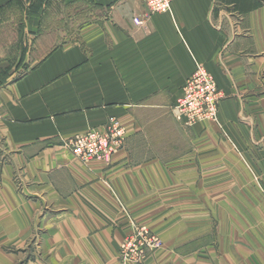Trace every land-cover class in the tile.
I'll use <instances>...</instances> for the list:
<instances>
[{
    "label": "crops",
    "instance_id": "crops-1",
    "mask_svg": "<svg viewBox=\"0 0 264 264\" xmlns=\"http://www.w3.org/2000/svg\"><path fill=\"white\" fill-rule=\"evenodd\" d=\"M61 1L82 2L89 22L69 35L32 15L31 47L14 66L11 52L0 58V241L26 244L44 229L54 258L130 264L118 253L133 220L164 243L146 264H253V244L264 264V0L245 11L175 0L143 26L134 19L146 18V0ZM198 66L225 96L220 125L184 129V153L150 155L142 118L177 105ZM111 118L126 129L111 164L65 148Z\"/></svg>",
    "mask_w": 264,
    "mask_h": 264
},
{
    "label": "rangeland",
    "instance_id": "rangeland-1",
    "mask_svg": "<svg viewBox=\"0 0 264 264\" xmlns=\"http://www.w3.org/2000/svg\"><path fill=\"white\" fill-rule=\"evenodd\" d=\"M61 2H62L61 0H13V2L9 4L10 9L7 8L3 12H0V58L3 57V54L6 51L11 52L12 56L10 57L11 59L10 61L13 62V66H14L16 65L17 60H19V57L22 54L21 51L25 50L26 48L29 49L31 47L30 42L28 40L26 41V45H25L24 38L26 34L25 23L29 21L31 22L32 15H38L39 17L43 18L45 22V26L47 27L46 31L47 30H51L55 32L60 31V33L61 32L66 33V34L68 33L69 35L75 34L74 32L82 28V25L85 22L86 23L89 22V19L85 18V16L83 15V3L82 2H78L76 4L74 3V7L72 8L66 7ZM173 2H171L169 10H167L166 12L160 11V12L151 13L150 10L148 11V7H147L146 18L144 20L140 19L141 24H136L135 19L137 18H135L134 23L137 26H143L146 20L147 19L149 20L152 16L159 15L160 13L169 12ZM146 5H149L147 4V0H146ZM75 17L76 19L74 21H71V19H74ZM25 68L28 69V67H25ZM22 72H20L19 75H21ZM206 72L209 75H211V77L213 78V81H215L216 85L218 86V83L215 80L214 76L210 74L207 70ZM218 89L221 92L219 86H218ZM182 93H183V90H182ZM221 95H222V92H221ZM224 97L225 96L222 95L220 102L214 104L213 106L214 116H210V118L206 119V121L198 120V116H197L198 113H194L193 111L187 112V117H184L183 115L179 113V111H176V105L174 107H171V106L169 107L165 105L163 108L159 109L160 112L154 113L152 111V114L147 113L142 118V122L144 125L146 124V127H147V132H148L147 140L151 141L152 146H154V148H151V150L149 151L150 155L157 157V156H161L163 153L166 155L165 157H168L169 155L173 157V156H177L180 153L186 152L188 150V138L185 135L186 132H184L185 131L184 129L193 128V126L197 124H207L208 122L219 126L220 125L219 124V112H220L219 108H220V105ZM206 102L207 101L205 100L204 103L206 104ZM208 107L210 108L212 106H208ZM205 109L206 107H204V110ZM189 120H191V122ZM119 127L123 128L121 123L119 124ZM101 128L102 127H94V129L96 130H102ZM125 132H126V129L124 128V133ZM125 139L123 140L124 142L123 145L121 147H117L115 151L111 153L109 162H107L105 159H98V158H95V160H92L89 162H86L83 160L81 161L85 164L94 163L95 161H98V162H102L104 164L109 165L114 160L115 158L114 155H116L119 151L123 149L125 145ZM179 139H181L180 143L178 144L179 146L173 147L172 145L174 144V142L176 143ZM172 141L174 142L172 143ZM167 145H169L170 147L165 148L167 147ZM163 146H164V149H162ZM161 157L165 158L163 155ZM47 209L42 208V213H44ZM48 211H51V208L48 209ZM216 228H217V225H216ZM42 231L45 232L44 229L38 230L36 236H33L32 238H30L26 244H24L22 241L18 239H13L9 241H0V264H37V263L70 264L72 260L71 261L66 260L64 262L63 260L65 259L62 258L63 257L62 254L59 258H54L56 257L55 253L48 252L46 250L44 252V249L42 246L44 245L45 240L42 238V234H41ZM60 237L62 236L61 235L55 236L56 239H59ZM63 237L65 238L66 236L63 235ZM213 237L215 239V237L217 236L214 235ZM254 238H251L250 240L246 239L243 241L244 242L249 241L252 245V240ZM257 239L260 241L261 237L257 236ZM46 240H47V243L50 245L51 243L54 242V241H51V239H46ZM223 244L224 243L223 241H221V239L218 240L217 238V240L214 241V245L216 246V248H219V249L224 248ZM163 246H164V243H162V247L160 249H162ZM252 249L254 250L253 255H252L253 264H257L258 262H260V256H261L259 244H253ZM155 253L151 254L150 259L155 255ZM244 257L246 258L249 256L248 255L243 256V258ZM221 259H223L222 254H221ZM119 260L122 263H124L120 259V257H119ZM76 263L80 264L81 262L77 260ZM127 263L134 264L132 262H127Z\"/></svg>",
    "mask_w": 264,
    "mask_h": 264
},
{
    "label": "built area",
    "instance_id": "built-area-1",
    "mask_svg": "<svg viewBox=\"0 0 264 264\" xmlns=\"http://www.w3.org/2000/svg\"><path fill=\"white\" fill-rule=\"evenodd\" d=\"M174 0H147L148 11L166 12ZM136 24H141L140 19H135ZM196 72L188 79L183 87L181 99L176 105V111L187 117V112L198 113V120H205L214 116L213 106L220 102L222 95L211 75L205 68L198 66ZM204 99V100H203ZM207 101L206 104L204 101ZM212 106V107H208ZM204 107L206 109L204 110ZM186 119V118H185ZM191 122V120H189ZM188 122V121H187ZM119 120L111 118L102 130L92 129L86 133L76 135L65 143L72 156L81 161H92L95 158L105 159L109 162L111 153L123 145L126 138L124 128L119 127ZM189 124V123H188ZM191 125V124H190ZM131 231L120 246V259L134 264H145L162 247V241L156 233L146 226L139 225L133 220L130 222Z\"/></svg>",
    "mask_w": 264,
    "mask_h": 264
},
{
    "label": "trees",
    "instance_id": "trees-1",
    "mask_svg": "<svg viewBox=\"0 0 264 264\" xmlns=\"http://www.w3.org/2000/svg\"><path fill=\"white\" fill-rule=\"evenodd\" d=\"M234 3L237 10L245 11L246 8L256 6V3L252 5L254 0H231Z\"/></svg>",
    "mask_w": 264,
    "mask_h": 264
},
{
    "label": "bare ground",
    "instance_id": "bare-ground-1",
    "mask_svg": "<svg viewBox=\"0 0 264 264\" xmlns=\"http://www.w3.org/2000/svg\"><path fill=\"white\" fill-rule=\"evenodd\" d=\"M124 131H122V133H123ZM158 236V235H157ZM159 237V236H158ZM159 239H160V237H159ZM161 241H162V239H161ZM162 243H163V241H162Z\"/></svg>",
    "mask_w": 264,
    "mask_h": 264
}]
</instances>
